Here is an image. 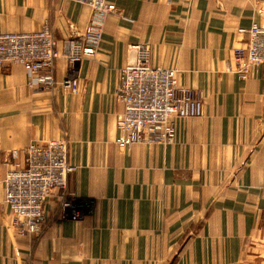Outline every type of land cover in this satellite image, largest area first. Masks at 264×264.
Masks as SVG:
<instances>
[{
	"label": "crops",
	"instance_id": "0c3cea01",
	"mask_svg": "<svg viewBox=\"0 0 264 264\" xmlns=\"http://www.w3.org/2000/svg\"><path fill=\"white\" fill-rule=\"evenodd\" d=\"M108 1L99 49L75 66L57 60V79L75 88L45 90L22 64L0 67V264H264V66L242 79L234 65L239 29L262 21L264 0ZM91 12L72 0H0V33L48 23L64 51ZM132 43L150 45L151 63L176 69L202 99L201 116L176 119L172 143L123 138L115 92ZM50 139L68 141L73 171L40 229L22 233L6 176L27 146Z\"/></svg>",
	"mask_w": 264,
	"mask_h": 264
},
{
	"label": "built area",
	"instance_id": "2783aa9c",
	"mask_svg": "<svg viewBox=\"0 0 264 264\" xmlns=\"http://www.w3.org/2000/svg\"><path fill=\"white\" fill-rule=\"evenodd\" d=\"M91 8V18L86 29L76 30L68 39L64 51L58 48L50 24L40 30L0 33V67L5 64H22L32 86L45 90L75 88L74 79L56 77V63L66 57L75 66L85 55L94 54L100 47L103 27L114 7L108 0H72ZM261 13V11H260ZM246 46L234 51V65L240 78L247 79L254 65L264 66V17L248 29ZM130 49L136 58L119 71L116 98L123 107V138L130 144H166L176 137V119L198 117L203 113V103L192 89L180 87L177 70L151 63L148 44L132 43ZM66 139H50L32 143L23 150V162L7 173L5 201L12 220L22 233L40 229L44 204L57 188L65 194L68 175L73 165L68 157ZM17 156V151L11 153ZM69 203H63L64 209ZM67 214H62L66 218ZM77 214L73 215L76 219Z\"/></svg>",
	"mask_w": 264,
	"mask_h": 264
},
{
	"label": "bare ground",
	"instance_id": "6f19581e",
	"mask_svg": "<svg viewBox=\"0 0 264 264\" xmlns=\"http://www.w3.org/2000/svg\"><path fill=\"white\" fill-rule=\"evenodd\" d=\"M25 69V68H24Z\"/></svg>",
	"mask_w": 264,
	"mask_h": 264
}]
</instances>
